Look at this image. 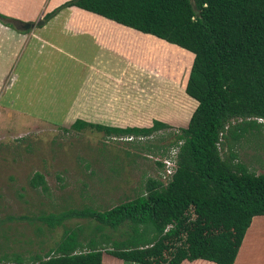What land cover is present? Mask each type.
Instances as JSON below:
<instances>
[{"label": "trees", "instance_id": "16d2710c", "mask_svg": "<svg viewBox=\"0 0 264 264\" xmlns=\"http://www.w3.org/2000/svg\"><path fill=\"white\" fill-rule=\"evenodd\" d=\"M70 6L181 47L133 34V40L150 45L152 54L159 51L155 57L160 53L165 58L155 62L156 68L167 67L170 52L190 62L192 52L191 67L182 65L177 75L158 72L184 90L189 71L185 92L197 106L187 126L173 133L177 165L168 179L149 177L133 198L104 210L84 206L38 215L48 228L74 218L87 223L65 229L42 255L5 254L0 264H102L103 253L165 264L148 258L166 243L183 253L166 264L198 258L233 264L251 217L264 214V173L251 171L231 147L221 152V138L225 131L235 143L245 136H264V122L259 121L264 120V0H67L43 21ZM14 20L0 14L7 26ZM84 127L119 137H147L172 126L156 119L150 127L116 128L81 119L70 125L74 130ZM31 185L46 188L39 173Z\"/></svg>", "mask_w": 264, "mask_h": 264}, {"label": "rangeland", "instance_id": "374dc122", "mask_svg": "<svg viewBox=\"0 0 264 264\" xmlns=\"http://www.w3.org/2000/svg\"><path fill=\"white\" fill-rule=\"evenodd\" d=\"M131 39L125 41L132 44ZM137 47L152 51L144 40L138 41ZM157 52L150 55L153 64L161 63V54L155 57ZM64 58L60 53L55 54L49 68L39 62L31 70L32 76H22L10 90L0 92V257L14 253L23 257L42 255L65 229L85 227L87 223V219L74 218L65 221L64 226L48 228L36 219L40 214L84 206L104 210L133 198L144 189L149 177L162 179V160L175 146L173 133L187 126L192 102L185 99L182 103L188 110L177 115L163 97L156 99L155 113L161 117L177 116L179 125L170 124L171 128L151 136L128 139L116 132L106 134L91 127L74 130L70 126H58L61 120L53 119H60L61 110L67 109L70 93L74 92L65 70L73 62ZM166 61L164 69L154 65L156 73L160 69L177 75L182 65H190V60L183 61L172 52ZM55 62L59 67H52ZM19 65V58H15L11 74L15 70L19 74ZM40 72L38 85L52 89L47 93L42 90L43 95L34 82ZM159 90L156 82L154 95ZM57 95L58 103L53 106ZM225 134L226 138H221L224 146L221 152L228 153L231 147L237 159L251 171L264 173V136L261 139L245 136L235 143L229 131ZM36 173L43 176L45 189L31 185ZM177 246L166 243L148 261L166 264L178 260L183 253L177 251Z\"/></svg>", "mask_w": 264, "mask_h": 264}, {"label": "crops", "instance_id": "0c3cea01", "mask_svg": "<svg viewBox=\"0 0 264 264\" xmlns=\"http://www.w3.org/2000/svg\"><path fill=\"white\" fill-rule=\"evenodd\" d=\"M65 1L0 0V13L18 21L35 23ZM12 25L9 27L0 22V92L10 90L18 78L32 76L31 70H35L39 62L49 68L55 54L60 53L73 62L71 66L67 64L65 70L74 92L70 93L67 109L61 110L60 119H53L61 120L57 122L58 126L69 127L76 119L116 128L150 127L154 119L179 125V117H161L155 113L156 99L163 97L168 108L178 115L188 110L187 105L183 106L188 98L192 108L186 121L197 106V101L185 92L189 72L183 90L156 73L151 62L152 52L138 48L137 39H131L132 44L125 40L141 34L181 48L176 44L76 6L61 9L42 25L28 30ZM15 58L20 61L19 74L16 70L11 74ZM193 58L191 52L190 67ZM57 66L56 62L52 65ZM41 75L34 78L40 93L42 90L45 93L52 91L51 87L38 85ZM156 82L160 90L154 95ZM58 98L57 95L53 106L57 105ZM102 264L144 263L103 253ZM180 264L216 263L198 258L184 259ZM233 264H264V214L251 217Z\"/></svg>", "mask_w": 264, "mask_h": 264}, {"label": "built area", "instance_id": "2783aa9c", "mask_svg": "<svg viewBox=\"0 0 264 264\" xmlns=\"http://www.w3.org/2000/svg\"><path fill=\"white\" fill-rule=\"evenodd\" d=\"M128 139H131V137ZM176 156H177V148L173 147L169 151V154L165 156L164 159L162 160L163 167H164L162 178L164 181L168 179L175 172L176 165H177Z\"/></svg>", "mask_w": 264, "mask_h": 264}, {"label": "water", "instance_id": "95a60500", "mask_svg": "<svg viewBox=\"0 0 264 264\" xmlns=\"http://www.w3.org/2000/svg\"><path fill=\"white\" fill-rule=\"evenodd\" d=\"M12 23L18 28V29H21V30H28L32 27H34L35 25H42L44 22L43 20H39L38 22H29V21H18V20H14L12 21Z\"/></svg>", "mask_w": 264, "mask_h": 264}, {"label": "clouds", "instance_id": "9594fccd", "mask_svg": "<svg viewBox=\"0 0 264 264\" xmlns=\"http://www.w3.org/2000/svg\"><path fill=\"white\" fill-rule=\"evenodd\" d=\"M131 137V136H130ZM130 137H128V138H130ZM132 138V137H131Z\"/></svg>", "mask_w": 264, "mask_h": 264}]
</instances>
